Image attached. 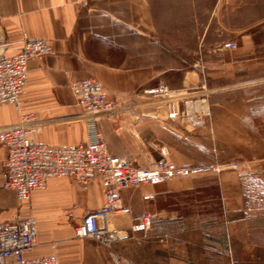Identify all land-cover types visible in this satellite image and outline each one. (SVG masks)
Returning <instances> with one entry per match:
<instances>
[{"label": "rangeland", "instance_id": "obj_1", "mask_svg": "<svg viewBox=\"0 0 264 264\" xmlns=\"http://www.w3.org/2000/svg\"><path fill=\"white\" fill-rule=\"evenodd\" d=\"M221 2L146 0L144 17L139 20L137 7V24L124 26L122 2L114 10L107 0H85V28L100 50L107 48L109 63H120L127 49L133 56L146 54L132 60L141 63L132 70L133 80L141 83L126 96L134 103L108 116L123 121L118 130L139 136L135 142L140 145L147 133H139V127L151 124L167 132L168 125L177 126L189 133V163L219 169L161 182L166 189L144 204L154 217L151 229L131 231V222L117 213L114 227L125 233L110 248L82 240L84 247L76 252L81 263L96 264L98 250L105 256L102 264L110 261L112 251L134 264H264V25L253 28H259L254 37L256 44L260 41V56L252 60L251 37L242 33L252 27L240 26L250 19L237 14L235 0ZM228 40L238 48L218 50ZM236 56L248 64L244 75L219 68L221 61L235 62ZM253 61L259 62L258 70ZM160 87L166 92L144 91ZM173 111L176 116L169 118ZM148 147L155 154L131 158L142 165L168 158L163 146L148 140ZM15 202L17 209L20 203ZM80 217L70 212L65 219L71 230Z\"/></svg>", "mask_w": 264, "mask_h": 264}, {"label": "crops", "instance_id": "obj_2", "mask_svg": "<svg viewBox=\"0 0 264 264\" xmlns=\"http://www.w3.org/2000/svg\"><path fill=\"white\" fill-rule=\"evenodd\" d=\"M116 1L118 0H107V4L116 10L117 4L123 3L126 10L123 15L126 19L122 23L124 26L137 24L133 17V11L136 13L137 7L141 12L139 20L147 11L146 0ZM235 2L237 14L246 16L251 21L243 22L240 26L252 27L251 30L243 29L242 33L251 37L254 60L260 56L258 46L260 41L256 44L254 36L259 35V28L264 25V0ZM84 3L85 0H0V55L15 52L25 39H45L51 48L49 54L34 56L28 60L27 79L23 85L19 106L12 104L0 106L1 125L18 123L22 113L34 116L35 128L30 132V139L33 142L65 145L83 143L88 139L87 122L76 117L80 109L75 105L69 88L74 80L94 78L101 84L116 108L131 106L134 103L126 96L141 83L132 78L133 68L136 69L141 63L132 60L144 59L146 54L134 52L136 56H133V52L127 49L121 52L120 63H109L108 52H105L107 48L100 50L97 41L91 36L92 32L85 28ZM221 4L219 0L218 5ZM256 26L259 27L257 31L253 29ZM218 50L224 51L221 48ZM235 59V62L221 61L219 68L221 70L234 68L236 74L244 75L245 71L242 69L248 65L244 64V56H236ZM251 63L253 67L256 63L258 70L259 62ZM252 69V73L256 72L254 68ZM121 124L111 117L101 118L94 123L95 132L105 142L111 154L127 157L155 154L148 147V140H151L152 143L166 149L168 160L181 164L192 161L193 146L189 143V133L186 130L168 125L169 130L166 132L159 126L151 124L142 126L138 128L139 133L143 131L147 134L143 135L144 137L140 135L142 137L138 145L135 138L139 136L134 138L123 134L118 130V125ZM143 139L146 141L142 142ZM4 158L5 149L0 144V222L9 221L15 215L22 218L32 215L36 219L38 244L27 253V257L55 254L58 264H90L81 263L76 257V252L84 247V241L75 238L71 224L65 219L68 218L69 212L82 216L84 210L99 207L103 203V190L100 185L93 183L84 189L68 178H49L43 188L34 190L30 199L20 202L16 209L14 192L1 188V163ZM165 189L166 186L157 183L141 185L138 189L123 190L122 205L128 208L129 212L119 214L132 225L142 214L148 213L144 204L153 198L155 193ZM137 203L140 204L139 208L135 206ZM116 215L110 216L112 228L124 229L114 227ZM75 240L81 243H74ZM97 253L96 264H102L104 253L98 250Z\"/></svg>", "mask_w": 264, "mask_h": 264}, {"label": "built area", "instance_id": "obj_3", "mask_svg": "<svg viewBox=\"0 0 264 264\" xmlns=\"http://www.w3.org/2000/svg\"><path fill=\"white\" fill-rule=\"evenodd\" d=\"M223 50H235L233 40L220 46ZM50 44L45 39H25L15 52L0 55V106H19L26 83L31 57L49 54ZM75 105L80 109L76 117L87 122V140L78 144L47 145L31 141L30 132L35 128L32 114H23L16 124H0V144L5 149L1 163V188L13 191L16 200L28 201L34 190L45 186L47 179L68 178L87 189L97 183L103 190V203L87 210L75 225L74 236L80 240H92L103 248H110L125 231L109 228L111 214L128 213L123 207L121 193L143 184H157L172 178L189 177L209 171H217L214 164H178L164 155L142 165L134 158L111 154L94 130V123L115 114L108 94L94 78H82L70 83ZM147 92H166L165 87L145 89ZM177 112L168 114L174 118ZM70 215V212L68 213ZM151 214H142L131 225V231H147L153 224ZM36 219L15 215L9 221L0 222V264H58L55 254L43 257H27L37 246ZM106 264H134L123 254L112 251Z\"/></svg>", "mask_w": 264, "mask_h": 264}, {"label": "bare ground", "instance_id": "obj_4", "mask_svg": "<svg viewBox=\"0 0 264 264\" xmlns=\"http://www.w3.org/2000/svg\"><path fill=\"white\" fill-rule=\"evenodd\" d=\"M112 226H113V223H112V221H111V219H110V222H109V228H112Z\"/></svg>", "mask_w": 264, "mask_h": 264}]
</instances>
